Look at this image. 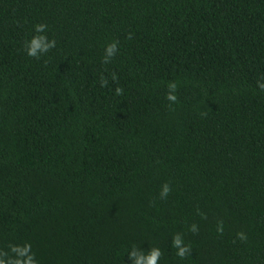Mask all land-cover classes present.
Here are the masks:
<instances>
[{"label": "trees", "instance_id": "obj_1", "mask_svg": "<svg viewBox=\"0 0 264 264\" xmlns=\"http://www.w3.org/2000/svg\"><path fill=\"white\" fill-rule=\"evenodd\" d=\"M38 23L57 43L35 59L23 45ZM262 77L264 0H0V249L29 242L39 264H132L133 245L159 246V264H264Z\"/></svg>", "mask_w": 264, "mask_h": 264}, {"label": "clouds", "instance_id": "obj_2", "mask_svg": "<svg viewBox=\"0 0 264 264\" xmlns=\"http://www.w3.org/2000/svg\"><path fill=\"white\" fill-rule=\"evenodd\" d=\"M48 31V25L45 23H38L34 25V32L36 33L31 37L30 40L24 42L23 48L26 52V55L31 58L40 59L42 55L47 54L49 51L56 47V40L49 39L46 35ZM132 38V34H128V39ZM119 40H114L106 44L104 56L102 58V63L107 65L110 64L113 58L117 55L119 49ZM112 81H117L118 76L113 73L111 75ZM264 77L261 78L257 82V86L261 91H264ZM108 77L101 75L100 76V86L101 87H108ZM167 93L166 99L170 103H176L178 101L177 90L178 84L175 81H169L167 84ZM124 90L121 87L115 88V95L120 96L123 95ZM202 116L207 115L206 113H201ZM172 188L168 182H165L161 186V191L159 196L161 199H166L168 195L171 193ZM202 217L206 218L204 213H199ZM217 232L219 234H223L224 227L223 221H219L217 223ZM189 231L194 234H198L199 226L193 223ZM236 238L241 242H246L248 237L247 234L243 231L238 232L236 234ZM172 247L175 248L176 255L181 258L185 259L192 253V247L190 244L184 243L183 235L180 233L174 234L172 238ZM164 253L159 246L151 247L147 252L142 250L140 247L133 245L131 251L128 253V258L132 262V264H159L161 258L163 257ZM0 264H39V261L36 258L35 252L32 250V245L29 242H25L22 245L20 244H10L8 246V250L0 249Z\"/></svg>", "mask_w": 264, "mask_h": 264}]
</instances>
